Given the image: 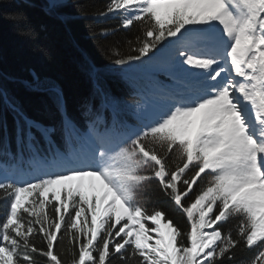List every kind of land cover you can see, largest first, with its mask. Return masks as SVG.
I'll list each match as a JSON object with an SVG mask.
<instances>
[{
  "label": "snow or ice",
  "instance_id": "1",
  "mask_svg": "<svg viewBox=\"0 0 264 264\" xmlns=\"http://www.w3.org/2000/svg\"><path fill=\"white\" fill-rule=\"evenodd\" d=\"M33 10L130 35L106 63L74 42L71 98L0 46V264H264V0H16L0 21L42 62Z\"/></svg>",
  "mask_w": 264,
  "mask_h": 264
},
{
  "label": "trees",
  "instance_id": "2",
  "mask_svg": "<svg viewBox=\"0 0 264 264\" xmlns=\"http://www.w3.org/2000/svg\"><path fill=\"white\" fill-rule=\"evenodd\" d=\"M89 7H102L105 0H88ZM16 7V0H0V11L7 12ZM31 15L35 22H47L49 30L44 37L42 34V42L51 50V59L40 61L30 52L27 42L18 37L13 31V26L7 20L0 21V46H2L6 63V70L20 73L25 64H36L44 73L58 79L63 83L69 97H74L87 91V81L79 70V62L81 59L80 51L74 46V42L97 63H106L102 56L104 49L117 40L123 41L126 35L124 31H118L114 35H110L106 40L102 39L97 42L89 39V27L87 21H75L70 25L71 31H66L62 26L52 21H46L38 10H33ZM117 22L115 18L108 17L102 20H93L91 26L94 29L104 27L112 28ZM100 48V51L97 48ZM26 102L34 104L35 97L30 94H22ZM10 120V118H9ZM175 220L182 226L184 224L183 217L175 210L170 202L161 200L159 202ZM65 247L68 246L64 242Z\"/></svg>",
  "mask_w": 264,
  "mask_h": 264
},
{
  "label": "rangeland",
  "instance_id": "3",
  "mask_svg": "<svg viewBox=\"0 0 264 264\" xmlns=\"http://www.w3.org/2000/svg\"><path fill=\"white\" fill-rule=\"evenodd\" d=\"M117 22H114L113 24H116Z\"/></svg>",
  "mask_w": 264,
  "mask_h": 264
}]
</instances>
